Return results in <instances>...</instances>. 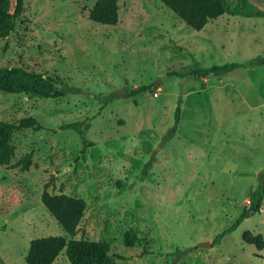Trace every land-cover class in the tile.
<instances>
[{"label":"rangeland","instance_id":"rangeland-1","mask_svg":"<svg viewBox=\"0 0 264 264\" xmlns=\"http://www.w3.org/2000/svg\"><path fill=\"white\" fill-rule=\"evenodd\" d=\"M95 1L23 0L12 32L0 38V66L82 89L56 98L0 90V120L30 117L39 126L18 130L10 164H0L3 263L27 264L35 237L67 236L41 202L45 188L84 200L73 238L126 257L115 264H264V198L214 240L264 171V66L190 76L196 65L264 57V0H222L223 14L200 30L160 0H117V23L103 25L89 18ZM139 85L147 89L134 98L102 103ZM179 99L175 133L162 143ZM75 121L89 124L84 152L80 135L61 128ZM246 231L261 235V249L243 239ZM52 264H70L65 249Z\"/></svg>","mask_w":264,"mask_h":264},{"label":"trees","instance_id":"trees-1","mask_svg":"<svg viewBox=\"0 0 264 264\" xmlns=\"http://www.w3.org/2000/svg\"><path fill=\"white\" fill-rule=\"evenodd\" d=\"M178 16L187 26L200 30L208 22L221 16L224 12L222 0H160ZM117 0H96L89 10V18L103 25H115L118 21ZM23 0H14V5L10 9L0 2V38H5L14 27L15 19L21 14ZM246 64L251 66H264V57H255L247 63H227L223 65H213L202 67L196 65L191 71L192 77L219 76L243 67ZM147 89L145 85L136 87L119 88L112 93L102 96V103H107L113 99H128L143 93ZM0 90L10 93H24L28 96H38L45 98L63 97L69 93H80L81 88L69 85L66 80L58 77L43 75L23 68L21 66H0ZM135 100L133 99V103ZM180 120V99L175 107L174 124L167 129L162 143L171 138L176 130V124ZM89 127L88 123L68 122L61 125L63 129H73L81 138L82 152L92 143L85 138L84 131ZM38 129L32 118L23 119L19 124L0 120V164L8 165L13 157L12 136L20 129ZM29 155H25L18 161L21 168L25 169L29 165ZM154 161L148 162L143 168V176ZM264 198V171L260 173L259 181L250 195L247 205L244 206L235 222L226 230L217 234L214 240H219L227 231L233 229L238 223L248 215L257 213ZM41 202L47 211L53 216L55 221L65 231L66 235H49L35 237L30 240L25 256L27 264H52L59 253L65 249V254L70 264H115L116 260H123L126 257L111 252L106 244L85 239H74L78 232L79 223L83 217L85 202L82 198L70 196L64 193L52 194L45 188L41 194ZM243 239L247 243H253L257 249L263 247L261 235H252L246 231ZM2 264V258L0 257Z\"/></svg>","mask_w":264,"mask_h":264},{"label":"water","instance_id":"water-1","mask_svg":"<svg viewBox=\"0 0 264 264\" xmlns=\"http://www.w3.org/2000/svg\"><path fill=\"white\" fill-rule=\"evenodd\" d=\"M198 245L204 247V246H210L211 244L209 242H200Z\"/></svg>","mask_w":264,"mask_h":264}]
</instances>
